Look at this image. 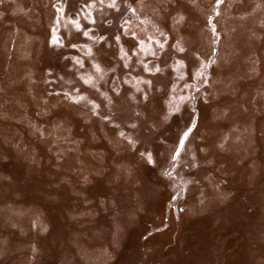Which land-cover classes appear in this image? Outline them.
Returning <instances> with one entry per match:
<instances>
[{"label":"rangeland","instance_id":"rangeland-1","mask_svg":"<svg viewBox=\"0 0 264 264\" xmlns=\"http://www.w3.org/2000/svg\"><path fill=\"white\" fill-rule=\"evenodd\" d=\"M112 3L0 0V264H264V0Z\"/></svg>","mask_w":264,"mask_h":264},{"label":"snow or ice","instance_id":"snow-or-ice-1","mask_svg":"<svg viewBox=\"0 0 264 264\" xmlns=\"http://www.w3.org/2000/svg\"><path fill=\"white\" fill-rule=\"evenodd\" d=\"M102 2V0H101ZM109 7H113L115 8V0H113V3L109 5ZM190 132L188 130H181V134L178 136V148L176 151V155L178 156L180 154V151L183 150L184 145H185V141L188 138Z\"/></svg>","mask_w":264,"mask_h":264},{"label":"water","instance_id":"water-1","mask_svg":"<svg viewBox=\"0 0 264 264\" xmlns=\"http://www.w3.org/2000/svg\"><path fill=\"white\" fill-rule=\"evenodd\" d=\"M195 125H193L190 130H188L190 133L192 132V130L194 129Z\"/></svg>","mask_w":264,"mask_h":264}]
</instances>
